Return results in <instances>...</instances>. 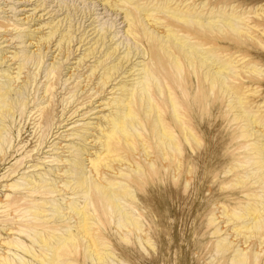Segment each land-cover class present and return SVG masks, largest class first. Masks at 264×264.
<instances>
[{"label":"bare ground","instance_id":"6f19581e","mask_svg":"<svg viewBox=\"0 0 264 264\" xmlns=\"http://www.w3.org/2000/svg\"><path fill=\"white\" fill-rule=\"evenodd\" d=\"M103 1L115 12L123 11L125 34L133 44L121 54L118 47H107L106 33L101 36L98 33L86 46L98 36L100 39L84 51L75 72L84 70L86 60L96 59L90 74L78 82L77 91L87 87L88 91L97 89L94 94L98 93V97L90 112L102 100L100 107L109 108L108 113L96 124H86L66 136L78 137L81 145L62 147L70 155L54 160L60 164L56 170L40 169L39 163L26 168L24 165L29 161H25L33 157L27 151L16 164L7 165L6 181L18 173L23 183L3 187L11 193L0 198V264H80L87 260L91 264H108L118 259L114 241L106 235L113 222L118 240L153 248L152 236L145 231L150 225L146 218L149 203L138 197H150L157 189L171 193L163 182L169 169L183 179L186 164L194 162L186 158L187 152L196 159L203 147L196 116L204 118V112L223 95L227 98L228 119L240 124L239 139L245 145L241 157L235 160L237 166L230 168V172L237 173L232 185L243 188L251 179L254 181L251 186L257 185V189L245 193L250 198L248 202L239 203L235 211L228 213L231 218L225 223H238L228 231L233 230L232 236L240 239L242 246L255 241L261 250L253 254L250 246L239 249L235 245L237 240L230 241L232 238H223L214 247L223 264H258L264 249V121L260 116L259 120H250L255 114L245 107L231 116L234 105L244 104L243 96L236 94L240 72L246 69L244 73L249 74L255 67L248 64L239 70L233 55L221 56L215 44L219 33L249 36V29L237 28L244 16L228 12L227 8L216 10L214 5L206 12L197 2L188 3L189 0ZM17 27L0 22V30L4 29L1 40L8 39L9 32ZM52 30L55 33L45 36L46 40L40 38L36 42L38 49L42 44L47 48L56 39L58 24ZM15 37L31 42L35 39L33 33L23 36L21 31ZM72 37L55 40L60 51L65 48L61 41L64 46L68 43L70 50ZM98 54L103 56L98 58ZM39 57L41 54L30 56L24 50L11 57L0 53V151L8 142L4 136L11 130L9 118L22 107L16 104L15 91L30 84L24 71L30 62H39ZM259 73L256 74L262 76ZM115 82L111 97H103L106 88ZM82 83L86 84L80 87ZM55 85L51 80L45 93H51ZM40 112L47 121L51 113L46 108ZM256 123L263 130L254 133L252 129L250 133L249 126ZM90 139L95 147H90ZM92 150L95 152L91 153ZM7 155V152L0 155V165L2 162L6 165L12 157ZM248 167H253L252 173L243 175ZM30 168L37 171L21 174ZM37 172L45 175L40 173L37 178L34 176ZM224 213L227 214L226 210ZM214 229V234L219 235L220 228Z\"/></svg>","mask_w":264,"mask_h":264},{"label":"rangeland","instance_id":"374dc122","mask_svg":"<svg viewBox=\"0 0 264 264\" xmlns=\"http://www.w3.org/2000/svg\"><path fill=\"white\" fill-rule=\"evenodd\" d=\"M193 1L201 5L200 8H204L206 12L214 5L216 10L223 11L227 8L228 12L244 16L245 20H239L237 28L249 29V36H236L229 32L219 33L215 44L221 56L233 55L239 70L248 64L255 67V70L249 71V74L244 73L246 69L240 72V80L237 83L240 88L235 93L239 97L243 96L241 98L244 99L242 101L244 104L234 105L235 109L231 116H234L235 112L240 113L239 109L245 107L255 114V118H249L250 120H259L260 116L264 121V0H189L188 3ZM103 4L105 5L106 1L0 0V22L18 25L15 31L9 32L11 34L8 39L0 38V53L7 54L8 57L16 51L21 53L23 50L30 56L38 57L41 54L39 62H30L24 71L25 76L30 77V84L26 89L19 88L15 91L18 97L16 104L22 107L18 114L9 118L11 130L4 136L8 142H5L0 151L1 156L4 152L8 153L7 158L12 156L6 165L4 162L0 165V198L6 193L7 195L11 193L9 189L3 187L10 186L13 182L23 183L19 180L21 175L17 177L18 173L6 181L9 163L16 164L17 160L24 158L23 152L27 151L30 152L28 155L33 157L25 161H29L24 165L26 168L39 163L42 164L40 169L56 170L60 164L54 160L59 156L65 158L70 155L64 153L61 148L81 145L78 137L66 138V136L74 129H83L86 124H96L104 113H108L106 111L109 108L100 107L103 104L102 100L95 104L96 110L90 112L92 103L98 97V93L94 94L97 89L88 91L90 87H87L80 92L77 91L78 82L84 81L90 74L89 69L95 65L96 59L86 60L82 65L84 70L80 68L75 72L84 51L99 40L102 34L106 33L108 36L107 47L114 45L113 48L118 47L121 54L133 44L125 34L127 26L124 23L123 11L115 12L116 10ZM57 24L60 28L55 36L57 41L73 35L74 42L71 43L70 50L68 43L64 46V41H61V46L65 48L60 51L56 39L47 48L42 44L38 49L36 42L40 38L46 40L45 36L49 33H55L52 29ZM20 31L23 36L33 33L34 41H28V38L17 39L15 36L17 34L19 36ZM3 32L4 29L0 30V35ZM93 32H96L95 35L84 42ZM98 33L100 36L92 41L91 45L86 46ZM4 48L6 51L2 52ZM105 48L106 46L104 50ZM101 55L98 54L97 57H102ZM220 66L223 67L224 62L220 63ZM259 72L262 76L256 74ZM84 73L85 76L80 78ZM51 80L56 85L51 93L46 94L45 87ZM116 83L106 88L107 93L103 94V97H111L110 93L113 94L111 91ZM85 84L82 83L80 87ZM227 106V98L223 95L220 101H216L212 106L215 109L209 107L204 112L206 114L204 118L199 119V115L196 116L203 147L196 159L193 158L195 157L193 153L187 152L186 158L194 159V162L186 164L183 179H180V175L173 169H169L168 177L163 182L171 193L157 189L150 197H138L149 203L146 218L150 225L145 227V231H149L152 236L153 248L118 240L119 236L114 233L116 226L113 222L112 226L108 227L106 235L114 241L118 259L110 260L108 264H223L221 256H217L214 245L223 238H232L230 241L237 240L232 236L233 230L228 231V229L238 223L229 225L225 223L231 218L228 217V213L235 211L239 203L248 202L250 198L245 197L247 191L257 189V185L251 186L254 183L252 179L244 186L245 190L244 187L242 188L243 185H232L236 183L234 180L237 173L230 172V168L237 166L235 160L241 157L242 147L245 145L244 141L239 139L242 130L240 124L228 119ZM43 108L51 113L47 121L42 118L43 115L40 116V110ZM73 108L75 109L70 111ZM65 118L68 121H64ZM91 127L96 128V125ZM252 129L254 133L261 132L263 127L256 123L249 126L248 131L251 133ZM73 134L76 135V132ZM91 142L93 139L88 143ZM95 145L91 143L90 147ZM94 152L95 150H92L91 153ZM88 164L89 162L86 163ZM87 169L88 174L90 167ZM252 169L253 167H248L243 171V175L252 173ZM36 171L30 168L25 169L21 174ZM40 173L45 175L44 172H37L34 176L39 178ZM13 178L16 179L10 182ZM225 210L227 214L224 213ZM216 226L220 228L219 235L214 234ZM240 241L238 239L235 242L239 249L250 246L249 251L254 252L253 254L261 250L255 241L246 246H242ZM80 264H91V262L87 260ZM258 264H264V249Z\"/></svg>","mask_w":264,"mask_h":264}]
</instances>
